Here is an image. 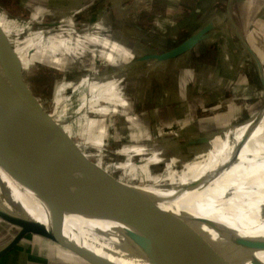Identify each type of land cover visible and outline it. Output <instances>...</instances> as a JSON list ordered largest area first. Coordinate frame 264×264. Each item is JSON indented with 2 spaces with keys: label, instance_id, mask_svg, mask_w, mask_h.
<instances>
[{
  "label": "crops",
  "instance_id": "0c3cea01",
  "mask_svg": "<svg viewBox=\"0 0 264 264\" xmlns=\"http://www.w3.org/2000/svg\"><path fill=\"white\" fill-rule=\"evenodd\" d=\"M10 1L13 2V0ZM62 1L71 4L69 6H55V4L50 3V0H40V2L38 0H29L27 4L23 5L19 0H15L19 8L23 7L26 10H34V20L37 18L36 14L41 13L43 10L46 11L47 7L57 9L58 13L64 14V18L57 22H41L37 19L39 25L35 29H31L32 26L29 23L27 28H29L30 34L26 38H29L34 32L39 30L45 32L46 39L56 33L57 46L64 47L69 41L73 52L70 54L65 52V55L75 58L77 56L78 59H76L80 62L79 57H82V53L86 50L93 54L94 50L92 46L96 45L97 39H102L101 41L105 45L111 44V41L116 42L118 44L117 47L121 49L123 47L130 55L132 54L131 58L134 59L133 65H136L134 72L130 71V73L123 76L120 74L105 73L100 77L98 75L91 76L89 72V74L85 72L73 81L78 82L81 79H88L92 82L94 90L91 89L89 81L74 88H76L75 90L84 86L88 88L89 92L83 90V95L80 96L81 98L79 97L83 110L86 107L84 104L86 105L87 102H90L96 111L100 110L99 113L111 111V106L113 105L115 106L114 111L118 110L120 113L124 112L127 114L128 122L131 123L130 125L134 129L136 128L134 131L138 132L139 136L142 133L144 134V132L140 131L142 126L147 127L149 130L151 129L154 133V136H152L153 139H146V141L135 140L140 145H148V149L146 148L144 153L145 155H148L152 150L158 154L161 153L163 158L166 159L160 163L167 165V162L171 158H178L181 161L193 160L197 156L207 152L213 139L217 135H222L243 114V111L240 109V104L234 100L239 101L240 98L247 100L252 97L256 98L257 90L255 87L257 85L249 81L248 77L250 71L248 67L252 66L251 62L253 64L256 63L247 46L251 48H254V46L248 41L249 39L247 40L249 37L245 33V30L251 27L257 15H263L262 11H258L257 13L254 8L256 4L261 8L264 0H260L259 3L256 0H191L192 4L188 5V7L186 5L184 8L182 22L173 20L167 25L161 24L160 29L152 31L150 35L148 34L151 42L146 43L149 45H141L139 47L138 45L142 44L143 40L141 33H145L146 31L144 27L142 25L133 26V29L139 31L136 34L130 30L118 31L117 27L119 26L117 25L119 24L114 20L125 18V20H121L120 28H125V24H131L128 23L127 15L129 11L126 7L127 5L125 6L127 9L124 6L118 7V5H122L127 0ZM98 1L107 2L105 3V7L102 4L103 7H101L102 9L99 10L97 16L91 13L90 10L91 8L95 9V4ZM220 4H224L225 12H221L220 9L218 10L217 7ZM0 13L5 14L9 19V23H15L13 17L17 16L12 13V10L10 11L0 4ZM80 15L86 19L82 25H86L85 31L88 32V34L81 38L73 36L74 33L78 32L76 29V20ZM225 17L229 19L228 23L223 20ZM164 20L165 18H163ZM211 22L214 23V27L212 31H209L210 36L199 42L191 51L167 61L158 62L154 59L146 61L138 60L143 55L162 52L175 46ZM48 24L50 28L54 29V33L51 31L53 29H46L49 26L47 27L45 25ZM164 27L170 28L168 35H166V31H163ZM0 28L5 30L1 23ZM123 31L125 34H123ZM172 31L174 32L172 33ZM64 32L68 33L69 38L63 34ZM113 32L116 34L113 35ZM146 33L149 32L146 31ZM214 45L218 49L213 62V68L210 70L209 67L199 74L197 67L191 61H194L193 58L195 55L200 54L209 46ZM232 45L243 48L244 55H235L231 50ZM152 46H158L161 50H152ZM16 55L18 56L20 68L25 77L26 69L17 49ZM62 57L59 58V61ZM243 59H247L248 62L246 63ZM258 59L263 60L261 57ZM80 62L78 64L83 68V63L80 64ZM44 64L49 65L47 63ZM29 67L30 65L27 69ZM139 68H143L145 71ZM159 69L162 71V76L157 78L159 83L153 87L156 88L154 93L157 105L152 110L147 111L148 113L143 111L139 117L137 104L140 102L139 97L141 94L133 92V88L138 89L141 86L144 89L147 82V78L145 77L150 75H147L146 71L154 72ZM165 75L167 77H164ZM25 81L27 82L26 77ZM146 88L147 85L144 90ZM106 103L107 105H104ZM258 106L259 104L250 106L253 113L257 111ZM207 112L209 114H206ZM96 114L98 115V113ZM150 118L152 121L151 124L149 122ZM95 126L97 127L98 124H95ZM135 140L132 138V141ZM132 141L131 144L133 143ZM137 210L140 213L143 212L141 211L142 209ZM92 221L102 228L114 232L117 231L116 233H118V228L122 230L124 227H127L116 226L117 224L114 222L109 223L93 219ZM13 228L14 231L9 232ZM15 232V226L0 218V248L12 239ZM242 235H264V211L232 224L223 230L220 235L209 240L207 243L219 248L230 247ZM192 251L193 249L172 259L179 263H188L191 260ZM257 257L260 264H264V252L258 253ZM0 264L90 263L78 254L54 241L37 235H27L16 248L0 258Z\"/></svg>",
  "mask_w": 264,
  "mask_h": 264
},
{
  "label": "rangeland",
  "instance_id": "374dc122",
  "mask_svg": "<svg viewBox=\"0 0 264 264\" xmlns=\"http://www.w3.org/2000/svg\"><path fill=\"white\" fill-rule=\"evenodd\" d=\"M19 1L21 4L25 5L29 0ZM38 1L40 2V0ZM259 1L260 0H256L257 3H259ZM106 2L107 1H98L95 4V9L91 8V13H94L95 15L99 14V10L102 9L101 7H105ZM50 3L55 4V6H69L71 4L62 0H50ZM0 4L3 7L8 8L10 11L12 10V13L17 16L13 17L15 19V23H9V19L5 16V14L0 13V23L8 35H10L13 39L15 47L24 62V67L26 69L25 77L29 85L28 90L30 93L27 95V98L31 102H35L33 99L38 98L43 105V109L47 110L54 119L59 121V123L74 141L79 144H85V146L82 148L93 161L99 162L98 158L101 157L103 159L102 162L104 163H99L103 165V167L108 168L112 176H114L117 180L121 178L132 184H139L140 181H145L151 186L161 187L164 180H180L182 181V185H180L179 188H169V190L176 192L181 190L190 191V194H199L209 186H212V183L215 181L217 176L212 175L216 173L218 169L207 172L206 164L203 163L202 160H186L189 162L192 161L193 163H191V165L184 166V161H181L178 158H171V160L167 162V165H165L160 163L166 159L163 158L161 153L158 154L152 150V152L148 153V155H145L144 153L146 148L148 149V145H140V143H137V139L140 141H146V139L151 138L153 139V131L142 126L140 131L144 132V134L142 133V135L139 136L138 132L134 131L136 128L134 129L130 125L131 123L128 122L129 120L127 118V114L124 112L120 113L118 110L114 111L113 109L115 106H111V111L99 113L100 110L96 111L92 107V104L87 102L86 105L84 104V106H86L84 107V110L82 109L80 105V96L83 95V90L89 92L88 88L84 86L78 90H75L76 88L74 87L89 80L81 79L78 82L73 80L79 78V75L85 72L86 74L89 72L91 76L98 75L100 77L105 73L109 74L111 71L113 72L114 70L120 69L121 67H123V69H127L128 73H130V71L134 72L136 65H133L134 59L131 58L132 54L130 55V53L127 52L123 47L122 49L117 47L118 44L116 42L111 41V44L105 45V43L101 41L102 39H97L95 43L96 45L92 46V49L95 53L93 52L92 54L86 50L84 53H82V57H79L81 60L80 62L77 60V56L76 59L75 57H67L65 55V52L68 54L73 52L69 41L64 47L57 46V35L54 33V29L50 28L49 24L45 25L47 27L49 26L46 29H53L51 31H54V34L49 36L48 39H46L47 37L45 36L46 34L43 30L34 32L29 38H26V36L30 34V31L28 30L29 28H27L29 23H31V29H35L36 26L39 25L37 19H39L41 22H57L64 18L63 13H58L57 9L55 10L52 7H47L46 11L43 10L41 13H37V18L34 20V10H26L23 7L19 8L15 0H13V2L10 0H0ZM190 4H192L191 0H127L122 5H118V7L124 6L125 9L128 8L129 14L127 15V18L128 23L131 24H125V28H120V22L121 20H125V18L114 20L117 22V24H119L117 25L119 26L117 27L118 31L130 30L131 32L133 31L134 34L139 31L133 29V26L142 25V27H144V29L149 33H146V31L145 33H141L143 40L142 44H139L138 47L141 45H149L146 42H151L149 35L152 33V31L160 29L161 24L167 25L173 20H176V22H182L184 17V8L186 5L188 7ZM217 8L218 10L220 9L221 12L226 11L224 9V4L218 5ZM254 10L257 11V13L258 11H262L263 15L259 13L260 15H257V17L252 22L251 27L247 28L245 33H247L249 37L247 40L249 39L248 41H250L254 46V48L252 47V51L255 53L257 58L261 57L263 59L260 60L261 66H257V64H253V62H251L252 66L248 67L250 70L248 73L249 81L257 85L255 87L257 90V95L256 98L252 97L249 100L243 98H240L239 101L234 100L240 104V109L243 111V114L241 117L235 120V122H233V124L230 125L223 132V134L233 125L250 119L264 106V85L263 83L261 84L262 80H264V4L261 6V8H259L258 4H256ZM162 17L165 18L164 21ZM240 19L242 18L240 17ZM85 20V17L82 15L77 17L76 29L78 32L73 34L74 37L81 38L88 34V32L85 31L86 25H82L84 24ZM223 20L227 21V23L229 22L227 17H225ZM164 29L163 31H166L165 33L168 35L170 28L164 27ZM115 32H113V35L116 34ZM173 32L174 31H172V33ZM63 34L68 37V33L64 32ZM123 34H125V32ZM231 48L235 55H244L243 48H239L237 45H232ZM151 49L161 50V48L158 46H152ZM217 49L218 48L215 45L209 46L200 54L194 56V61H191V63L197 67L199 74L204 72L209 67L210 70L213 68V62L215 55H217ZM61 56L63 57L59 61ZM34 60L35 62H33ZM244 61L246 63L248 62L247 59ZM31 62L33 63L31 64ZM42 62L49 65H46ZM79 62L80 64L83 63L84 69L80 67L78 64ZM29 65L30 67L27 69ZM139 69L145 71L143 68ZM154 72L146 71L147 75L150 74L149 76L145 77L147 78V82L144 86L145 89L147 85L146 90H144L141 86H139L138 89L133 88V92L141 94L140 97L138 95L140 102H138L139 105L137 104L139 117L143 111L148 113L147 111L152 110V108H155V105H157L154 93L156 88L153 87L159 83L157 78L162 76V71L159 69L155 70ZM164 77H167V75ZM89 84L91 89L94 90L91 81H89ZM128 93L131 94L130 92ZM254 104H259V106L257 111H254L253 113V110H251L250 106ZM104 105H107V103ZM96 113H98V115ZM206 114H209V112ZM149 122L151 124V118ZM95 124H98V128L95 126ZM100 135L105 136V139L98 140L97 138H99ZM218 136L219 135H217L215 138ZM132 138L134 140L136 139L137 141H132ZM131 141L133 142L132 144ZM99 148H101V152H99ZM122 152L136 155H134V160H128L129 162L125 163L123 170H120L118 169L119 164L125 161L128 157L127 154ZM124 173L129 175V177H125ZM23 185L31 189L39 196V193L37 190H35V188L26 183H23ZM149 203V206H159L156 200H150ZM12 231H14V228L9 232Z\"/></svg>",
  "mask_w": 264,
  "mask_h": 264
},
{
  "label": "water",
  "instance_id": "95a60500",
  "mask_svg": "<svg viewBox=\"0 0 264 264\" xmlns=\"http://www.w3.org/2000/svg\"><path fill=\"white\" fill-rule=\"evenodd\" d=\"M213 27L214 23L211 22L175 46L162 52L143 55L138 60L154 59L161 62L176 58L208 38ZM247 48L255 63L261 66L252 48ZM262 83L264 85V80ZM28 88L16 47L8 33L0 28V147L31 157L46 172L44 177L34 168L21 169L37 182L34 185L22 178L20 171L8 169L19 182L37 190L49 214L48 223H44L30 215L21 203L9 201L6 205L0 202V218L17 228L12 239L0 248V258L16 248L27 235H37L73 251L90 264H125L65 233L67 217L80 216L114 222L116 226H127L122 230L118 228V235L111 230L97 231L95 236L90 235L94 240L102 238L101 243H105V240L113 242L114 248L118 247L120 252L108 246L105 250L114 257L120 254L125 260L136 257L142 264H260L257 256L264 252V235H242L232 246L219 248L208 244L199 233L189 234L200 242L193 246L190 262L179 263L170 258L169 255L179 253L176 241L162 231L156 221L141 215L135 206L114 200L88 177L110 182L124 180H117L108 168L93 161L62 125L43 109L38 98L31 102L27 98L30 94ZM231 165H224L212 176L220 174ZM116 237H120V240L117 239L115 244Z\"/></svg>",
  "mask_w": 264,
  "mask_h": 264
},
{
  "label": "bare ground",
  "instance_id": "6f19581e",
  "mask_svg": "<svg viewBox=\"0 0 264 264\" xmlns=\"http://www.w3.org/2000/svg\"><path fill=\"white\" fill-rule=\"evenodd\" d=\"M126 71L121 67L111 71V74L123 76L128 73ZM97 139L104 140L105 136L100 135ZM80 145L85 146L81 143ZM122 153L127 154L128 157L123 161L124 163L119 164L118 169L120 170H123L128 160H134V155H136ZM194 159L202 160L206 164L207 172L219 170L228 163L232 165L216 176L212 186L199 194L169 190V188H179L182 185L180 180H164L161 187H154L145 181L132 184L125 180L110 182L93 176L88 177L114 200L135 206L136 209H142L144 213L142 212L141 215L156 221L161 230L177 243L179 253L169 255L173 258L192 250L195 243L200 244L189 234L199 233L208 242L232 224L264 211V110L244 122L233 125L211 142L207 152ZM102 160L101 157L98 158L100 163H104ZM192 161H184V166L191 165ZM9 168L20 171V176L34 185L37 182L24 174L21 169L34 168L44 177H46V172L31 157L0 147V202L6 205L12 200L21 203L34 218L48 223L49 214L46 203L31 189L15 179L9 173ZM124 176L129 177L125 173ZM150 200H156L159 206H149ZM80 228L82 233L79 231ZM97 231L110 230L96 225L92 219L80 216L67 217L65 233L68 236L118 262L140 263L136 257L132 260H125L120 257V254L114 257L107 252L106 246L116 249L117 252L120 250L116 246L114 248V243L110 240H105V244L101 243L103 239L98 236V240L91 239L90 237L95 236ZM117 239L120 240V237L114 239L115 244Z\"/></svg>",
  "mask_w": 264,
  "mask_h": 264
},
{
  "label": "built area",
  "instance_id": "2783aa9c",
  "mask_svg": "<svg viewBox=\"0 0 264 264\" xmlns=\"http://www.w3.org/2000/svg\"><path fill=\"white\" fill-rule=\"evenodd\" d=\"M10 36V35H9ZM10 38H11V36H10ZM11 40H12V42H13V39L11 38ZM13 44H14V42H13ZM15 45V44H14Z\"/></svg>",
  "mask_w": 264,
  "mask_h": 264
}]
</instances>
